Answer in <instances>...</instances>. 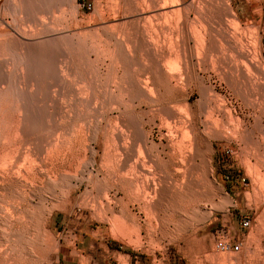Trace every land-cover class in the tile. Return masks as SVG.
I'll return each instance as SVG.
<instances>
[{"label": "bare ground", "instance_id": "1", "mask_svg": "<svg viewBox=\"0 0 264 264\" xmlns=\"http://www.w3.org/2000/svg\"><path fill=\"white\" fill-rule=\"evenodd\" d=\"M118 1L123 18L132 13H137L138 17L120 21L122 30L117 32L114 39L108 40L97 31L92 33L102 49L93 52V58L91 54L84 56L86 65L85 62L82 63V68L85 75L74 86H70L71 90L66 86L68 92L70 90L75 95L73 110L69 113L64 111L63 106L68 99H63L66 88L62 85L64 81L61 78L59 80L62 83L57 80L51 94V99L59 106V113L68 117L69 120L66 121L75 119L82 125L79 142L74 140L72 130L65 127V123L55 124L46 138L38 141L28 135L29 126L18 116L11 121L7 119L8 122L4 125L2 133L5 134L0 146V194L3 192L15 195L19 201L7 208L0 206V237H5V244L0 246V264H49L40 235V214L35 213L29 203H21L26 194L30 202V196L36 197L38 203L42 202L45 194L38 190L41 176L50 180L65 179L70 186L73 181L72 188L76 191L81 189L84 182V190H115L112 198L108 200L106 197L107 200L103 204L101 202L99 212L100 219L109 223L111 235L120 239L128 238L126 227L129 221L136 239L140 238L145 225L152 228V220H155V227L166 231L168 222L163 217V210L170 203L176 215L173 224L179 229L189 227L191 214L184 212L182 206L187 207L184 201L192 198L202 187L194 178V169L199 167L205 179L211 174L209 154L213 138H232L244 142H241L245 145L242 148L247 147L253 156L252 161L245 160L246 167L253 170L257 178L256 182L253 179L255 187L264 191V171L259 165L261 158H264L260 156L261 150L255 146L256 142H253L251 134L254 133L250 132L246 124L242 125L244 122L241 123L230 108L226 109V106L218 102L221 100L220 94L202 75L208 68L206 66H218L216 71L221 72L223 80L231 88L234 87V90H243L247 97L255 96L254 99L258 100L264 112V71L252 61L255 56L250 59L247 52H240L242 49L239 46L243 48L242 41L246 43L249 37L246 36V40V34L243 38L242 33H237L239 24L234 20L230 6L218 5L215 0ZM116 2L117 0L115 5ZM141 21H144V25L139 26ZM16 28L10 25L7 30L0 29V41L7 36L15 39V34L21 37L23 33ZM158 32L159 37L164 36H161L163 41L161 37L159 40ZM250 45L244 44L245 47ZM13 50L12 48L11 51ZM223 50L232 51L233 56L235 51L236 56L242 59L241 63H236L238 58H234V61L233 57L231 61L234 62L229 60L231 57H228V61L227 56L231 53L227 51L226 54ZM137 51L138 59L135 57ZM100 53L104 56L103 59H107L103 60H106L103 65L111 68L109 84L102 87L93 79L100 71L88 65L89 61H96ZM81 59L80 62L83 61L82 57ZM59 67L58 65L57 68ZM26 81L27 79H21L20 89H27ZM3 87L0 85V89ZM193 94L197 95V99L190 103L189 99ZM210 96L215 98V101L212 100L213 104ZM137 109L145 111L147 119L144 122L132 119L131 115ZM163 119H172L175 127L170 129L169 121L168 124L165 121L163 133ZM146 124L151 128H146ZM152 128H156V135ZM143 130L145 132L142 134ZM262 137L260 141L264 145ZM15 138L16 141H13ZM64 154L71 158L64 159V164H68L67 171L61 166ZM30 161L33 163L30 164ZM115 161L118 164V176L114 175ZM51 184L47 193L53 199L58 188L57 184ZM21 186H29L30 189L28 192L18 190ZM217 190L220 191V188L217 187ZM119 191L122 196L117 197ZM79 203L84 208L88 207L86 200ZM130 203L136 204L137 213L145 216V225L139 220L140 215L133 214L131 208L125 207ZM205 211L200 215L203 221L207 217ZM33 245H36L35 250H32Z\"/></svg>", "mask_w": 264, "mask_h": 264}, {"label": "rangeland", "instance_id": "2", "mask_svg": "<svg viewBox=\"0 0 264 264\" xmlns=\"http://www.w3.org/2000/svg\"><path fill=\"white\" fill-rule=\"evenodd\" d=\"M115 1L0 0V29L3 31L7 30L8 26L11 25L14 28L17 27L18 29H16L18 31L20 30L23 35L27 34V37L25 35V37L23 35L19 37L15 34V39L14 37L7 36V39L4 38L0 41V85L4 86L3 89H0V116L5 113L0 118V146L4 139L5 133L2 132L5 130L4 125L7 119L11 121L16 116L20 117L21 121L23 120L22 122H26L27 126H29V129L27 128L28 135L36 141L46 138L55 124L63 125L65 123V127L72 130L74 140L79 142L82 125L77 120L76 122L75 119L66 121L69 120L68 117L65 118L64 115L62 116L59 113V106L51 99V94L54 92V84L59 78L64 81L62 83V80H59L64 88H66V92H68V88L71 90L72 87L70 86H74L80 77L82 78L85 75L82 68V63L86 61L84 60V56L91 54L90 56L93 58V52L99 50V48L102 49V46L97 44L95 34L92 35L93 32L95 33L97 31L102 37L108 40L111 38L114 39L117 32H121L122 30L120 21L123 22L124 19L125 21H129V19L133 20L138 17L137 13V15L132 13L127 14L123 18L120 14L121 10H119L120 1L117 0L116 5ZM215 2L221 6H230L229 9L234 13V20L239 24V27L237 25V29L235 28L237 33L240 32L243 38L248 36L250 39V41L248 39L246 43L243 41L242 43L245 46L251 44L248 46L251 49L249 48L248 50V47H245L244 44L242 46L241 44L243 48L239 46L242 49L240 52H247L250 59L255 56L252 61L256 62L255 64L264 71V48L259 42L258 33L260 24L259 0H215ZM143 23L144 21L139 22V26L144 25ZM145 26H147L146 23ZM159 34L158 32L157 35L160 40V37L164 36L160 35L159 37ZM244 34H246L245 37ZM162 37L161 40L163 41L164 38L162 39ZM248 37H246V40ZM5 41L7 42L5 43ZM9 48L11 49L9 50ZM12 48L15 51H11ZM3 51L7 55H4L5 53ZM227 51L225 52L226 54ZM248 51L252 53L250 52V54ZM225 53L224 56L226 57L227 55ZM230 53L231 55L227 56V60L231 57L229 59L231 61L233 57L235 61L238 58L236 52L234 51L236 57L233 56L232 51ZM62 54L63 56H61ZM13 56L15 59L12 58ZM81 57L83 58L82 62H80L82 60ZM103 57L100 53L99 60L97 59L93 62L87 61L88 65L93 69L100 71L93 76V79L100 87L109 84L111 78L109 73L111 68L103 65L107 60L104 58L106 60L103 62ZM135 57L138 59V51ZM240 59L238 58L235 62L241 63ZM58 65L60 66L59 68H57ZM206 67L208 68L202 75L206 77V80L214 87L215 91L220 94L221 100L218 102L222 103L224 107L226 106V109L230 108L234 116L237 115L241 123L242 121L244 122L242 125L245 126L246 124V127L251 130L250 132L255 134H251L253 142H256L255 146L258 150H261L258 152L264 158V145L263 143L261 144L262 140L260 141L264 135V112L260 108L258 100L256 101L254 99L255 96L247 97V94L243 90L242 92L244 93H242L240 88V90L238 88L234 90V87L231 88L230 84L228 85L227 81L225 79L223 80L221 72L219 70L218 72L216 71L218 66L214 65L212 68L211 66ZM23 75L25 77H22ZM258 77H261L260 74H258ZM22 78L27 79L26 90L20 89ZM70 90L67 95L65 92L63 98L64 101L68 99L63 106L64 111L67 110L68 113L73 110L72 103L75 101V95ZM209 98L211 104H213L215 98L213 96ZM250 98H253L255 102ZM196 99L197 95L193 94L189 102L193 103ZM213 99L214 101H212ZM134 112L131 115L133 120H143L144 122L147 119L143 109H137ZM4 116L6 119H3ZM170 120L172 119L167 120L169 124L166 120H162L163 133H165V129L163 128L165 127V121L169 125L168 127L171 126L170 129L173 126L175 127V122L173 120L171 122ZM156 121L158 122V120ZM145 127L151 128L148 124ZM256 129L258 130L257 133ZM152 131L155 135L157 134L156 128H152ZM144 132L143 130L142 134ZM216 138L212 139L214 143L211 145L209 154L211 174L205 179L199 167L194 169V178L202 187L198 189V193H195L192 198L184 201L187 207L182 206L184 212H190L191 214L189 227L179 229L178 226L173 224L176 215L172 210L173 205L170 203L163 210V217L168 222V229L163 232L158 227H155V220H152L153 226L149 228L143 222L145 216L137 213L138 209L136 208V204L132 205L130 203L125 205V207L131 208L133 214L140 215V219H138L145 225L139 239H136L133 235L134 229L130 221L127 222L128 225L126 227L129 233V239H120L111 235L112 229L109 223L100 219L101 202L103 204L107 198L108 200L112 198L115 190H105L107 192L104 190H84L86 186V182H84L81 189L76 191L72 188L73 181L70 186V184L68 185L65 182V179H59L60 181L58 179L50 180L46 176H41L38 190L43 191L45 194L42 202L38 203V199L34 196H30V202L26 194L25 199L21 203L24 205L26 202L29 203L31 209L35 213L40 214L38 223L41 229L40 235L42 236V244L48 258V263L264 264V191L255 187L254 183L257 181V178L254 176L253 170L250 171L251 169H247L245 163V160L252 161L253 156L250 150L248 152L247 147L245 149L242 148L245 146L242 141H235L232 138H227L228 140L223 137L221 138L222 140L220 137ZM16 139H13V141H16ZM259 145H261V148ZM238 146L241 148H238ZM65 154L63 155L61 166L66 170L68 164H64V159L67 157V159H71L73 157H71L69 152L68 155L71 158L65 156ZM248 154L250 155L249 157ZM261 160L259 165L264 171V160L262 158ZM97 161L98 158H96ZM29 163L32 164L33 162L30 161ZM114 163L116 164V167L113 164L114 175L116 174L118 176V164L116 161ZM116 170L117 172H115ZM253 179H256L255 182H253ZM62 181L65 183H61ZM51 183L54 185L57 184V188L60 189L58 190L55 187L56 185L54 186L58 192L53 199L47 193ZM217 187L220 188V191L217 190ZM29 189V186H21L18 188V190H27V192ZM119 196H122L120 191L117 194V197ZM71 197L76 199L73 200ZM83 200L87 201L88 207L84 208L80 205L81 203L79 202H83ZM18 201L19 199L15 195L12 196L3 192L0 194L1 207H10L11 205L17 204ZM114 208L118 209V207ZM201 208L207 212V217L204 221L203 219L201 220L200 216L203 211ZM208 210L211 214H208ZM241 217L248 218L249 225L247 227L240 225ZM221 228L228 229L233 239L240 242L238 251L220 252L215 248L213 233ZM114 234H116V231H114ZM4 239L5 237L2 235L0 237V246L5 244ZM35 248L36 245H33L32 250H35Z\"/></svg>", "mask_w": 264, "mask_h": 264}, {"label": "built area", "instance_id": "3", "mask_svg": "<svg viewBox=\"0 0 264 264\" xmlns=\"http://www.w3.org/2000/svg\"><path fill=\"white\" fill-rule=\"evenodd\" d=\"M260 24H259V42L264 48V0H259ZM240 225L247 227L249 220L246 217L240 218ZM213 242L215 248L220 252H236L239 250L240 242L233 239L228 229H219L213 233Z\"/></svg>", "mask_w": 264, "mask_h": 264}]
</instances>
